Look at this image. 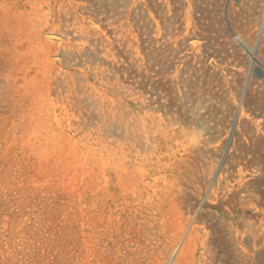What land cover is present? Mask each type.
I'll return each mask as SVG.
<instances>
[{"label": "rangeland", "instance_id": "rangeland-1", "mask_svg": "<svg viewBox=\"0 0 264 264\" xmlns=\"http://www.w3.org/2000/svg\"><path fill=\"white\" fill-rule=\"evenodd\" d=\"M0 264H264V0H0Z\"/></svg>", "mask_w": 264, "mask_h": 264}, {"label": "bare ground", "instance_id": "bare-ground-1", "mask_svg": "<svg viewBox=\"0 0 264 264\" xmlns=\"http://www.w3.org/2000/svg\"><path fill=\"white\" fill-rule=\"evenodd\" d=\"M123 32L124 31L120 29L119 39H121V41H123L125 43V46L128 47V49H139L140 48L139 44L138 43L135 44V43L128 41L127 38H125V34H121ZM191 44H194V41H192Z\"/></svg>", "mask_w": 264, "mask_h": 264}]
</instances>
